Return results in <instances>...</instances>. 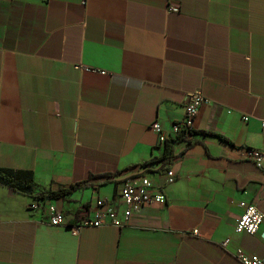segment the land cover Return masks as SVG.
I'll list each match as a JSON object with an SVG mask.
<instances>
[{
    "label": "crops",
    "instance_id": "1",
    "mask_svg": "<svg viewBox=\"0 0 264 264\" xmlns=\"http://www.w3.org/2000/svg\"><path fill=\"white\" fill-rule=\"evenodd\" d=\"M196 90L206 102L192 138L170 142L168 184L152 124L182 120ZM263 121L264 0H0V169L30 173L34 193L90 185L39 211L0 186V264L264 257V223L235 233L241 202L264 214V161L246 156L264 155ZM140 174L166 203L123 228L72 230L98 199L122 209V182ZM52 211L68 224L51 226Z\"/></svg>",
    "mask_w": 264,
    "mask_h": 264
},
{
    "label": "built area",
    "instance_id": "2",
    "mask_svg": "<svg viewBox=\"0 0 264 264\" xmlns=\"http://www.w3.org/2000/svg\"><path fill=\"white\" fill-rule=\"evenodd\" d=\"M205 102L206 97L201 90L189 92L186 94L185 115L182 120L175 122L169 130L164 129L159 122H154L152 128L158 135L159 145L164 147L171 141H189L195 132V122L200 108ZM262 135L264 137V121L262 122ZM246 156L248 159L253 160L258 167L262 166L264 155L260 151L248 150ZM175 179V172L168 170L166 183L172 184ZM120 196L123 203L122 209L113 203L98 199L94 211L83 214L78 222L72 226V230L79 232L83 228H98L106 225L123 228L128 226L132 217L140 213L144 207L154 203H166L164 193L156 190L154 180L149 175L144 174L126 178L122 182ZM240 207L243 209V214L237 221L235 233L258 234L264 223L263 212L253 203L241 202ZM42 208L40 201H35L30 205L32 211H39ZM48 223L51 226H65L68 224L65 215L58 211L49 212ZM191 235L198 236L199 230H194ZM230 243L231 239H227L221 243V246L227 247ZM235 255L241 264H264V257L250 254L242 248L237 249Z\"/></svg>",
    "mask_w": 264,
    "mask_h": 264
},
{
    "label": "trees",
    "instance_id": "3",
    "mask_svg": "<svg viewBox=\"0 0 264 264\" xmlns=\"http://www.w3.org/2000/svg\"><path fill=\"white\" fill-rule=\"evenodd\" d=\"M164 148H165L164 158L166 159L164 166L168 165L167 168L169 169L170 164L173 160V156L171 155V144L167 143L164 146ZM0 186L8 187L20 194L28 195L29 197H32L36 201H40V200L47 201V200H65L72 193L78 191L79 189L87 188L90 185L88 184L87 181H84L69 186L67 188H61L55 191L49 190L40 193H34L35 186L30 173L15 172L13 170L0 169Z\"/></svg>",
    "mask_w": 264,
    "mask_h": 264
}]
</instances>
